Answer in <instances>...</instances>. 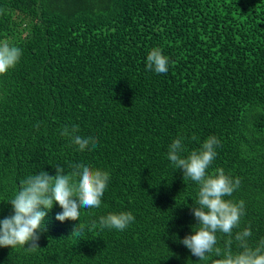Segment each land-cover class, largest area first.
Returning a JSON list of instances; mask_svg holds the SVG:
<instances>
[{
  "label": "trees",
  "instance_id": "trees-1",
  "mask_svg": "<svg viewBox=\"0 0 264 264\" xmlns=\"http://www.w3.org/2000/svg\"><path fill=\"white\" fill-rule=\"evenodd\" d=\"M0 43L22 49L0 75V220L29 175L110 174L99 208L63 222L58 203L42 209L40 247L0 246V264H215L181 243L200 226V186L167 158L177 138L186 158L215 136L208 174L241 179L225 199L245 214L216 247L242 251L246 228L249 246L264 240V0H0ZM153 48L166 73L147 68ZM73 126L95 147L61 135ZM120 212L135 216L126 229L99 227Z\"/></svg>",
  "mask_w": 264,
  "mask_h": 264
},
{
  "label": "clouds",
  "instance_id": "clouds-1",
  "mask_svg": "<svg viewBox=\"0 0 264 264\" xmlns=\"http://www.w3.org/2000/svg\"><path fill=\"white\" fill-rule=\"evenodd\" d=\"M22 49L11 46L8 43H0V75L14 68L20 61ZM168 58L161 49L153 48L147 56V68L154 69L156 73L168 71ZM38 127V125H37ZM79 126L71 129L64 127L61 135L70 137L71 142L78 146V150L84 151L89 145L95 147L97 139L94 137H81L76 135ZM220 141L215 137H209L199 151H192L186 158L181 155L185 150L181 138L175 139L169 146L167 158L177 169H183L184 180L190 178L200 187L198 199L192 212L200 225L195 229V234L183 238V243L198 260H206L207 254L215 252L217 259L215 264H264V240L259 246H249L248 237L251 229L237 232L235 240L239 242L242 251L233 253L229 247L222 253L217 244V232L232 236V230L240 223L245 214V201L234 202L225 199L241 186V179H233L225 174L224 170L217 169L216 174H208L212 161L217 155L216 147ZM73 172L65 174L61 167L56 168V174L50 175L47 171L29 175L21 181L22 189L9 201L14 209V214L0 220V246L15 248L26 247L35 250L40 247L37 243L40 232L45 230L44 218L46 212L51 210L54 203L62 208L57 213L56 219L79 220L80 209L99 208L102 196L108 187L110 174L107 171L94 169L89 165H76ZM135 220L131 212L110 213L101 216L99 227L112 228L123 231ZM96 227L95 224L92 225ZM80 230L75 229L71 234L79 236ZM231 244V240L228 241Z\"/></svg>",
  "mask_w": 264,
  "mask_h": 264
}]
</instances>
